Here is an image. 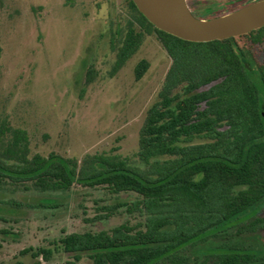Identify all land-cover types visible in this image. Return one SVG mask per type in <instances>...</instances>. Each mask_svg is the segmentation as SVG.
Returning <instances> with one entry per match:
<instances>
[{
  "label": "trees",
  "instance_id": "trees-1",
  "mask_svg": "<svg viewBox=\"0 0 264 264\" xmlns=\"http://www.w3.org/2000/svg\"><path fill=\"white\" fill-rule=\"evenodd\" d=\"M259 1L226 0L203 15L193 10L201 0L186 3L196 18L208 20ZM131 6L172 60L139 133L136 157L144 169L119 156H86L81 163L56 154L31 156L27 132L1 120L0 193L68 196L79 185L115 197L134 196L131 202L102 207L106 213L96 220H109L125 208L135 223L59 240L55 249L76 262L191 264L187 248L210 240L215 245L194 264H264L263 248L242 240L264 233V28L225 41L190 43L156 29L132 0ZM145 37L129 22L112 76L139 51ZM148 70L149 63L141 61L136 79ZM93 77L90 68L87 84ZM47 207L59 208V203ZM29 253L46 262L54 254L45 248L22 254Z\"/></svg>",
  "mask_w": 264,
  "mask_h": 264
},
{
  "label": "rangeland",
  "instance_id": "rangeland-1",
  "mask_svg": "<svg viewBox=\"0 0 264 264\" xmlns=\"http://www.w3.org/2000/svg\"><path fill=\"white\" fill-rule=\"evenodd\" d=\"M225 3L201 0L193 10L203 15L206 8ZM129 22L146 37L112 76ZM141 61L149 63V70L138 81L135 71ZM171 65L154 29L132 8L131 0H0V121L27 132L31 156L56 154L79 163L86 156H119L144 169L136 157L139 133ZM90 68L94 77L87 84ZM134 198L79 185L68 196L0 193V264H91L87 258L76 262L62 249L57 251L59 240L135 223L125 208L109 220H96L106 213L102 207ZM54 202L59 208L47 207ZM2 231L12 234L6 237ZM242 240L264 250V233L244 235ZM214 245L210 240L198 242L185 254L194 264ZM40 248L53 251L49 262L22 254Z\"/></svg>",
  "mask_w": 264,
  "mask_h": 264
},
{
  "label": "water",
  "instance_id": "water-1",
  "mask_svg": "<svg viewBox=\"0 0 264 264\" xmlns=\"http://www.w3.org/2000/svg\"><path fill=\"white\" fill-rule=\"evenodd\" d=\"M132 1L156 29L190 43L225 41L264 28V0L208 20L196 18L186 0Z\"/></svg>",
  "mask_w": 264,
  "mask_h": 264
}]
</instances>
